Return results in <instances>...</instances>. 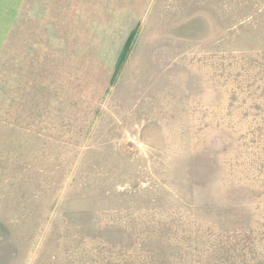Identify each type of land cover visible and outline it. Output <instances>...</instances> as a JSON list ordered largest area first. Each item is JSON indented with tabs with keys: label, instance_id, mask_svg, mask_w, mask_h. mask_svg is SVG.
I'll return each instance as SVG.
<instances>
[{
	"label": "rangeland",
	"instance_id": "obj_1",
	"mask_svg": "<svg viewBox=\"0 0 264 264\" xmlns=\"http://www.w3.org/2000/svg\"><path fill=\"white\" fill-rule=\"evenodd\" d=\"M11 4L0 264H264V0Z\"/></svg>",
	"mask_w": 264,
	"mask_h": 264
},
{
	"label": "crops",
	"instance_id": "obj_2",
	"mask_svg": "<svg viewBox=\"0 0 264 264\" xmlns=\"http://www.w3.org/2000/svg\"><path fill=\"white\" fill-rule=\"evenodd\" d=\"M23 0H0V47L5 37L10 33L12 23V2L21 3Z\"/></svg>",
	"mask_w": 264,
	"mask_h": 264
}]
</instances>
